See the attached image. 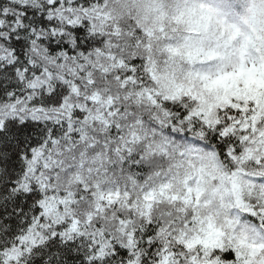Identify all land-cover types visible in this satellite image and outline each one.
<instances>
[{"label": "snow or ice", "instance_id": "1", "mask_svg": "<svg viewBox=\"0 0 264 264\" xmlns=\"http://www.w3.org/2000/svg\"><path fill=\"white\" fill-rule=\"evenodd\" d=\"M0 264H264V0H0Z\"/></svg>", "mask_w": 264, "mask_h": 264}]
</instances>
